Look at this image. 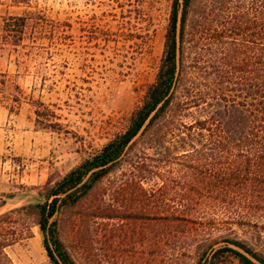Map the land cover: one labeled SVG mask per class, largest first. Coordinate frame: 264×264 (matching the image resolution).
<instances>
[{"label": "trees", "instance_id": "1", "mask_svg": "<svg viewBox=\"0 0 264 264\" xmlns=\"http://www.w3.org/2000/svg\"><path fill=\"white\" fill-rule=\"evenodd\" d=\"M169 15L156 80L126 130L64 177L37 188L34 204L0 216V224L17 212L31 218L52 264H80L63 233L72 217L83 226L97 220L176 225L185 240L207 242L196 264L226 258L264 264V0H171ZM5 27L6 43L22 45L26 19L10 18ZM192 68L197 77L184 84ZM177 101L184 118L174 127L178 139L172 129L158 136L155 129L168 122ZM122 170L126 179L118 193L127 212L104 200L92 206L100 186ZM82 235L90 241L88 232ZM10 246L0 243V262Z\"/></svg>", "mask_w": 264, "mask_h": 264}, {"label": "rangeland", "instance_id": "2", "mask_svg": "<svg viewBox=\"0 0 264 264\" xmlns=\"http://www.w3.org/2000/svg\"><path fill=\"white\" fill-rule=\"evenodd\" d=\"M170 10L171 0H0V205L7 202L0 216L34 204L37 188L64 177L126 130L156 80ZM21 17L27 23L22 45L7 44L6 20ZM187 57L194 66L195 54ZM188 73L187 85L196 70ZM178 106L155 129L158 136L184 120ZM125 172L105 180L92 206L104 200L127 212L118 193ZM65 222L63 233L80 264H196L207 243L185 240L182 227L164 223L97 220L88 228L75 217ZM0 226V243L11 244L0 264H52L31 218L17 212ZM222 264L239 262L226 258Z\"/></svg>", "mask_w": 264, "mask_h": 264}, {"label": "water", "instance_id": "3", "mask_svg": "<svg viewBox=\"0 0 264 264\" xmlns=\"http://www.w3.org/2000/svg\"><path fill=\"white\" fill-rule=\"evenodd\" d=\"M182 1V0H181ZM178 39H179V32H178ZM179 58H180V54H179V51H178V54H177V62H178V65L180 64V60H179ZM178 70H179V68H178ZM150 121V120H149ZM149 121L146 123V125L144 126V128L142 129V131L138 134V136L133 140V142L134 141H136L140 136H141V134L144 132V130L146 129V126L148 125V123H149Z\"/></svg>", "mask_w": 264, "mask_h": 264}]
</instances>
